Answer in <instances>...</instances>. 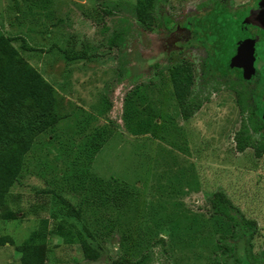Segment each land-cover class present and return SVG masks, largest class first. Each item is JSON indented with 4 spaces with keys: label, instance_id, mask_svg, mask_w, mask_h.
<instances>
[{
    "label": "rangeland",
    "instance_id": "1",
    "mask_svg": "<svg viewBox=\"0 0 264 264\" xmlns=\"http://www.w3.org/2000/svg\"><path fill=\"white\" fill-rule=\"evenodd\" d=\"M136 1L0 0V33L55 91L44 117L30 102L16 108L13 122L32 142L0 204V235L11 239L0 264H20L16 245L43 217L49 228L65 218L87 229L88 252L98 253L89 260L51 234L44 264H264V95L233 66L238 49L231 55L257 0H153L144 21ZM171 68L190 77L180 100ZM244 124L259 152L237 149ZM219 193L255 226L229 255L231 223L211 208ZM58 194L77 214L58 211Z\"/></svg>",
    "mask_w": 264,
    "mask_h": 264
},
{
    "label": "trees",
    "instance_id": "2",
    "mask_svg": "<svg viewBox=\"0 0 264 264\" xmlns=\"http://www.w3.org/2000/svg\"><path fill=\"white\" fill-rule=\"evenodd\" d=\"M153 0H137L135 7V15L138 20L144 21L148 15L147 10L152 6ZM13 37L0 33V204L4 202V198L9 192V188L15 182L23 161V156L29 150L32 138L28 136L26 127L21 124L13 122L16 116V108L23 102H30L35 112L44 117L48 115L55 103V91L53 86L36 70L32 65L21 60L18 56L16 48L12 45ZM23 49H31L27 46L21 38ZM87 55L84 53L64 54L67 61L75 59H86ZM7 61L14 62L13 65L7 64ZM170 79L173 87V93L179 100L187 93L190 84V77L183 76L179 69H170ZM188 106V107H186ZM180 113L183 118H187L192 109L187 105H182ZM252 118L249 120L251 121ZM258 126L262 124L257 122ZM44 125L39 124L38 132L43 131ZM246 130L244 127L237 133L235 137V145L238 150L243 149V145L251 146L255 152L260 149L252 144V138L249 134L242 137V133ZM253 130H257L254 127ZM18 135L17 141H10ZM243 140V144H241ZM8 143V144H6ZM11 143V144H10ZM6 144V145H5ZM43 194H46L43 191ZM47 195V194H46ZM58 211L65 215L77 214V209L61 195H57ZM39 208L37 205L32 206L31 212ZM213 212L223 215L231 223V233L224 240L221 250L222 255H229L233 250L234 243L239 240L249 242L255 230V226L244 218L236 209L228 204L227 198L223 194H216V197L211 202ZM7 217H15V211H7ZM78 216V215H76ZM54 218V214L51 215ZM49 217L40 218L38 227L32 229L28 236L19 244L16 245L20 252V264H44V248L48 242V237L51 234L59 235L65 243H77L84 251L85 258L94 260L98 257V253L88 252L86 232L90 235L87 229H80L71 221L61 218L57 221L55 227H48ZM84 231V232H83ZM10 242L11 239L7 235H0V244ZM247 259L251 260L250 256ZM252 261V260H251ZM145 256H141L136 260L122 259V262L113 260L110 264H145ZM212 264H217L213 262Z\"/></svg>",
    "mask_w": 264,
    "mask_h": 264
},
{
    "label": "flooded vegetation",
    "instance_id": "3",
    "mask_svg": "<svg viewBox=\"0 0 264 264\" xmlns=\"http://www.w3.org/2000/svg\"><path fill=\"white\" fill-rule=\"evenodd\" d=\"M248 7L252 8L248 17L244 15L237 23L239 28L235 32L238 38L235 46H231V55L238 49L233 66L238 68L241 78L249 75L246 87L251 86L252 93L261 88L264 95V0H257ZM229 90L236 96L234 89Z\"/></svg>",
    "mask_w": 264,
    "mask_h": 264
}]
</instances>
